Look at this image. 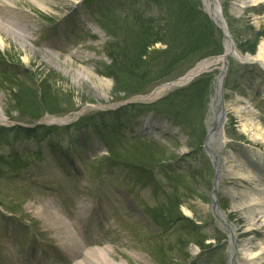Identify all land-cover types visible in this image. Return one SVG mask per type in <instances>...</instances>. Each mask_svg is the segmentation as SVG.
Masks as SVG:
<instances>
[{
	"label": "rangeland",
	"instance_id": "obj_1",
	"mask_svg": "<svg viewBox=\"0 0 264 264\" xmlns=\"http://www.w3.org/2000/svg\"><path fill=\"white\" fill-rule=\"evenodd\" d=\"M10 1L9 8L0 6V33L3 38L0 54L5 58L0 63V110L6 118L24 121L33 113L28 106L30 103L22 104L20 111L12 101V89L18 92L16 85L21 95L45 101L43 115L37 121L45 126L55 123L51 118L76 119L80 115L85 119L104 111V107L122 102H116L115 98H122L123 92L113 95L114 81L106 75L108 59L103 46L111 38L103 31L100 35L86 26L90 23L98 28L87 13L84 15L79 0H48L43 12L35 6V0ZM93 2L97 3L96 11L103 10L101 20L104 19L114 30L126 28V18L134 15H157L155 8L145 0H120L118 7L117 1L113 5L111 0ZM218 2L236 50L242 58L253 60L240 62L228 57L231 66L223 89L226 142L219 156L222 159L230 154L255 173L260 168L257 153H264V60L256 58L264 43V2L257 6H253L251 0ZM44 19L58 21L51 24ZM129 23L127 20V30L131 29ZM122 36L124 32L120 31L119 38ZM245 41L255 42L253 54L239 51ZM154 48L162 49L164 45L156 43ZM199 61H194V57L184 61L174 69L171 79L185 74ZM6 67L7 71L3 69ZM219 67L220 64H216L210 73L217 75ZM13 74L17 78H13ZM154 85L144 90L151 91L158 86ZM213 88L212 85L203 108L206 129L210 115L209 95H213ZM50 102L55 105L51 106ZM28 121L34 122L32 119ZM28 121L25 122L30 124ZM136 122L135 130L139 135L157 140L164 146L166 156L173 153L171 159L176 160L166 163L173 166L169 174L184 178L188 170L197 168L212 182L213 171L211 167L207 170L210 162L204 151L195 148V142L189 138L191 136L151 113L144 114ZM56 132L53 137L44 138L42 152L45 159L34 158L20 177H0V205L14 211L0 207V264H24L25 261L27 264H77L80 261L94 264L85 255L90 248L104 249L108 259L116 264H228L227 232L211 213L210 184L204 182L205 178L195 179L192 191L179 184L177 197L173 198L179 200L183 193L180 210L189 220L181 219L173 225L158 228L152 224L145 210L155 207L159 203L157 200L164 201V197L160 198L163 191L156 199L151 187L143 185L127 168L110 165L104 159L106 151L95 135H91V143L79 156L73 155L74 162L67 159L63 167L59 166L53 161L57 156L46 145L64 139L63 134L68 133ZM31 141L26 139L16 144L17 150L23 151L24 145L35 150ZM62 144L66 145L64 141ZM24 154L27 155L26 150ZM66 156H69L68 152ZM178 166L181 167L174 168ZM159 180L160 186L166 188V178L159 176ZM241 186L243 183L237 179L222 177L218 197L223 212L236 230L239 245L247 236H254L264 246V227L259 221L252 223V230L245 232L248 220L243 210L246 208L237 211L240 195L235 198L223 193L230 189L238 192ZM49 205L61 208L72 229L73 240L82 237L84 248L78 255L64 250L54 227L49 225L48 220L53 215ZM192 221L198 224L197 228L191 227ZM23 224L30 227V232L22 228ZM202 235H208L204 244L209 243V249L195 253V241ZM180 240L185 243L182 245ZM238 259L241 264L240 252Z\"/></svg>",
	"mask_w": 264,
	"mask_h": 264
},
{
	"label": "trees",
	"instance_id": "obj_2",
	"mask_svg": "<svg viewBox=\"0 0 264 264\" xmlns=\"http://www.w3.org/2000/svg\"><path fill=\"white\" fill-rule=\"evenodd\" d=\"M116 1L117 7L120 6L118 3L120 0H113V3ZM147 1L151 2L157 15L138 14L126 18L130 21V30H127V20L125 21L126 28L118 27L119 30H114L112 26L107 25L104 19L98 20L99 24L116 39L106 47L110 64L105 65L106 75L114 81L113 95H120L121 92L124 95L144 92V89L150 85L171 79L174 69L189 58L194 57V61H197L222 52L220 35L201 10L198 0ZM120 31L124 32L122 38H119ZM156 43H161L164 48H154ZM255 46V42L250 44L245 41L240 46V51L253 54ZM12 76L17 78L14 74ZM212 79V74L202 75L186 87L176 89L142 108L152 109L158 115L181 126L188 134L196 137L197 146H200L204 137L203 108ZM16 87L18 92L12 89V101L15 102L17 108H20L22 104L30 103L28 106L31 107L30 112L33 113L27 117L38 118L44 111L43 102L45 101L23 96L19 87L17 85ZM50 104L55 105L54 102ZM137 106L128 107L127 110L122 108L115 113H110L115 115L113 120L110 119L109 123L101 126L96 124V133L106 140L112 161L130 168L139 179L155 186L157 180L153 177L154 168L159 166L163 160H170L174 155L170 153L166 156L163 152L164 148L156 142L142 140L136 136L125 138L123 129L131 122ZM30 112H25V114ZM120 136L125 139L120 140ZM188 175L187 180L179 177L170 178L168 184L170 192L167 194L169 197L172 199L177 197L179 184L192 191L191 186L195 185V179L199 180L202 176L197 172ZM203 178L206 179V177ZM204 182L209 183L208 180ZM172 199L165 203L168 205L164 206L161 203L150 210V217L157 225L166 224L181 215L178 203L180 201L178 198ZM170 200L175 201L171 203ZM198 243L202 244V239Z\"/></svg>",
	"mask_w": 264,
	"mask_h": 264
},
{
	"label": "bare ground",
	"instance_id": "obj_3",
	"mask_svg": "<svg viewBox=\"0 0 264 264\" xmlns=\"http://www.w3.org/2000/svg\"><path fill=\"white\" fill-rule=\"evenodd\" d=\"M204 4L205 11L211 15L215 20L220 19L219 7L218 4L214 0H202ZM10 0H0L1 7H10ZM48 0H35L33 3L37 8L44 11L47 7ZM253 6H257L262 4L264 0H251ZM222 28L225 38H224V49L228 51L229 56L233 58H240V54L236 50L233 42L231 41V37L227 32L225 26L218 21L217 22ZM3 46V38L0 33V47ZM263 48H259L258 54L256 58H261L264 60V43H262ZM248 58V57H247ZM211 62L204 61L201 66L208 67ZM218 62H213V65H216ZM101 81V79H99ZM103 81V80H102ZM109 84L106 83V86ZM221 77H218L214 84V93L211 96L210 100V115L208 118L209 121V132H208V148L214 157H218L219 162V176L221 175V179L223 176H227L230 179H237L240 183H243V186L239 189L238 192H233L232 189L228 191H223V193H227L232 197H239L240 195V203L238 202L237 211L243 210L244 216H246L248 223L245 227V232H249L252 227V223L255 221H259L261 226L264 227V185L262 184L260 175L252 172L250 169L246 168L242 162L238 159H235L230 154L225 155L222 159L218 156L222 145L225 144L226 138L221 137L220 125L218 122L220 119L218 118L219 109H220V94H221ZM5 116L3 112L0 110V123L4 122ZM52 121H60L57 118H51ZM223 138V139H222ZM257 159L261 164V167L264 171V153L259 151L257 153ZM225 168V171H223ZM260 172L262 173L264 172ZM258 172V171H257ZM263 176V175H262ZM220 183V181H219ZM218 183V186H219ZM50 208V209H49ZM49 210H52L53 215L50 216V220H48L49 225L53 226L55 232L58 236V240L61 241V244L64 246L66 244L67 252L69 254L78 255L79 252L83 251L81 242L78 239L72 238V231L66 226V221L63 219L62 214L59 210H57L54 206L49 205ZM189 213V212H187ZM220 219L223 221V226L227 229V232L230 236V246H229V254H230V264H240L238 259V253L240 252L241 258L243 261L241 264H262L264 260V246L262 242L256 239L254 236H247L239 245L236 241V230L232 228V226L228 223L227 216L221 210L218 211ZM88 260L93 262L94 264H116L112 263L106 254L104 249H95L90 248L85 252ZM77 264H86L85 262H78ZM118 264H126L125 262H119Z\"/></svg>",
	"mask_w": 264,
	"mask_h": 264
},
{
	"label": "water",
	"instance_id": "obj_4",
	"mask_svg": "<svg viewBox=\"0 0 264 264\" xmlns=\"http://www.w3.org/2000/svg\"><path fill=\"white\" fill-rule=\"evenodd\" d=\"M220 14V13H219ZM212 18V17H211ZM214 21L215 24H217L218 21H220L223 25L224 24V20H223V17L222 15L220 14V19L219 20H215L214 18L212 19ZM223 32V31H222ZM225 36V34H223ZM227 54V51H225V53H223V55L221 56H218V57H215L213 59V61L215 60H218V59H225V56ZM205 69L204 66H201V65H198L196 67H194L192 70H190L189 72H187L185 75H183L182 77L180 78H177L175 79L174 81H170V82H167V83H164V84H161L159 87H157V89H155V91L151 92L147 98H150L152 97L153 95H155L157 93V91L161 90V89H164L166 87H169V86H175V85H183L185 84L189 79H191L192 77L198 75L200 72H202L203 70Z\"/></svg>",
	"mask_w": 264,
	"mask_h": 264
}]
</instances>
